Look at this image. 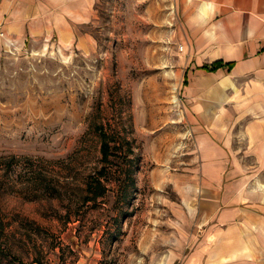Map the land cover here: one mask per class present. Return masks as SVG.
<instances>
[{"label":"rangeland","instance_id":"obj_1","mask_svg":"<svg viewBox=\"0 0 264 264\" xmlns=\"http://www.w3.org/2000/svg\"><path fill=\"white\" fill-rule=\"evenodd\" d=\"M0 30V264H182L212 231L235 235L239 222L213 226L205 196L213 190L194 131L204 120L192 106L216 101L185 93L175 1L96 0L77 28L95 38L91 53L20 47ZM229 121L234 179L225 176L222 190L243 187L228 202L251 204L250 189L264 196V164L243 134L246 119ZM97 124L131 142L133 153L122 142L104 171L132 173L125 201L115 182L97 202L85 199L103 166Z\"/></svg>","mask_w":264,"mask_h":264},{"label":"crops","instance_id":"obj_2","mask_svg":"<svg viewBox=\"0 0 264 264\" xmlns=\"http://www.w3.org/2000/svg\"><path fill=\"white\" fill-rule=\"evenodd\" d=\"M174 1L185 35V93L191 99L216 101L204 108L198 103L192 106L196 121L204 120V126H196L194 131L202 174L213 190L206 194L205 189L207 201L216 213L213 226L220 225L222 230L241 224L232 236L212 231L185 255L186 262L182 264H264V196L258 193L260 187L258 191L250 189L251 204L243 199L228 202V196H241L243 187L232 189L227 185L230 190H222L225 176L234 179L228 169L234 157L228 145L233 132L229 117L246 119L243 134L249 148L257 153L258 162L264 164V0ZM95 3L96 0H0V26L20 47L31 41L91 53L97 48L95 38L77 28L93 19ZM215 61L233 66L214 72L202 69ZM234 99L238 104L231 109L228 102ZM244 210L254 211L249 214L254 220H245L241 213ZM229 218L233 222L227 223ZM251 232L254 236L249 235Z\"/></svg>","mask_w":264,"mask_h":264},{"label":"trees","instance_id":"obj_3","mask_svg":"<svg viewBox=\"0 0 264 264\" xmlns=\"http://www.w3.org/2000/svg\"><path fill=\"white\" fill-rule=\"evenodd\" d=\"M223 66L232 68L233 63L215 61L211 64L203 65L202 69L209 72H214ZM185 83L186 77L183 81V84ZM95 131L97 132L100 140L99 150L101 153V161L103 166L97 173H91L89 175L86 183L85 199L87 201L97 202L99 198L106 195L109 184L115 182L118 190L120 191L118 196L119 201H125L130 196V192L128 191L129 187L134 184L132 173L129 170L126 173H120L116 170L117 177H114V179H109L105 176L104 171L106 170V163H109L112 161L113 157L118 155L119 145H122V142L127 144L128 155L133 153L131 142L123 137H116V135L111 130L106 129L103 124H97L95 126Z\"/></svg>","mask_w":264,"mask_h":264},{"label":"built area","instance_id":"obj_4","mask_svg":"<svg viewBox=\"0 0 264 264\" xmlns=\"http://www.w3.org/2000/svg\"><path fill=\"white\" fill-rule=\"evenodd\" d=\"M5 35H4V32L2 31V30H0V37H4ZM180 49H183V47L182 46H180Z\"/></svg>","mask_w":264,"mask_h":264}]
</instances>
